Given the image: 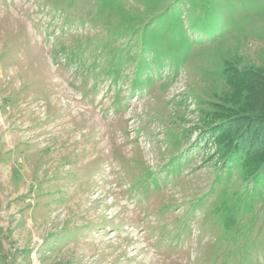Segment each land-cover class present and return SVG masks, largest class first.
I'll return each mask as SVG.
<instances>
[{"label":"rangeland","instance_id":"obj_1","mask_svg":"<svg viewBox=\"0 0 264 264\" xmlns=\"http://www.w3.org/2000/svg\"><path fill=\"white\" fill-rule=\"evenodd\" d=\"M233 69L264 0H0V264H264V178L202 139Z\"/></svg>","mask_w":264,"mask_h":264},{"label":"trees","instance_id":"obj_2","mask_svg":"<svg viewBox=\"0 0 264 264\" xmlns=\"http://www.w3.org/2000/svg\"><path fill=\"white\" fill-rule=\"evenodd\" d=\"M224 72L231 83V91L223 95L228 112L221 111L202 139L213 140L219 163L238 164L255 182L264 178V81L252 77L245 86L236 81L234 69Z\"/></svg>","mask_w":264,"mask_h":264}]
</instances>
